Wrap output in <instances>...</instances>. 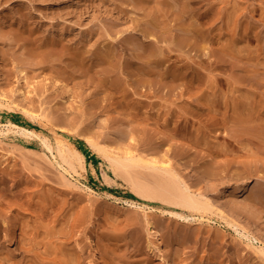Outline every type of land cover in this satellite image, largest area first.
I'll return each mask as SVG.
<instances>
[{
	"label": "rangeland",
	"instance_id": "rangeland-1",
	"mask_svg": "<svg viewBox=\"0 0 264 264\" xmlns=\"http://www.w3.org/2000/svg\"><path fill=\"white\" fill-rule=\"evenodd\" d=\"M167 1L0 0V128L13 121L38 134H0V187L8 189L0 192L7 222L0 230V252L20 251L24 261L31 257L13 242L15 220L39 219L9 203L22 186L23 202H37L50 213L40 221L44 227L63 205L64 213L85 212L72 245L93 249L87 259L94 264H120L127 253L135 264H145L137 248L139 238L148 236L147 213L160 220L158 254L166 258L160 260L155 250L150 264H210L213 257L215 264H264V253L257 252L264 249V203L250 195L264 180V145L244 135L232 115L234 99L246 91L257 106L252 122L264 118V0ZM239 3L241 10L233 17ZM239 41L243 52L236 47ZM110 48L115 56L113 68L107 69L95 60L97 50ZM114 73L122 76L129 94L111 84ZM250 73L260 82H237ZM60 75L64 86L55 84ZM217 94L224 96L222 105L210 108L207 96ZM200 130L205 140L196 138ZM59 138L80 155L76 169L60 156ZM216 138L226 141L228 153L207 144ZM99 148L120 154L130 149L137 157L169 162L194 192L224 205L232 222L217 217V208L200 224H184L168 212L173 208L164 207L163 213L160 202L145 201L134 188L136 182L153 185L149 168L117 170ZM257 173L262 175L257 178ZM241 185L247 191L238 192ZM109 233L120 235V248L113 253L104 246ZM90 237L94 245L88 244ZM49 248L42 244L39 251L46 255Z\"/></svg>",
	"mask_w": 264,
	"mask_h": 264
},
{
	"label": "bare ground",
	"instance_id": "bare-ground-1",
	"mask_svg": "<svg viewBox=\"0 0 264 264\" xmlns=\"http://www.w3.org/2000/svg\"><path fill=\"white\" fill-rule=\"evenodd\" d=\"M162 1L168 3L167 0H162ZM240 10H241V4L239 3V4H237V5L234 6L232 16L233 17H236V15L238 14V11L240 12ZM262 22H264V20H262ZM263 25H262V28H263ZM241 40H242V42H246L247 38L245 36H242L241 37ZM238 45H239V47L237 49H238L239 52H243V51L246 50V47L245 46L243 47L242 45H240V41H239V43L236 44V47ZM160 51H159V53H160ZM151 52H153V53L156 52V49L154 47V44H151ZM161 55H162V51H161ZM76 56L78 57L79 60L85 62V60H86L84 58L85 56H84V54L81 51H77L76 52ZM96 56H97L96 57V60H95L96 63L105 64L107 66L106 67L107 69H112L113 68V60H114L115 54H114L112 48L108 49L107 51L97 50V55ZM158 59H160V58H158ZM93 61H90L91 64H93ZM154 61H152V62H154ZM155 62L156 63L158 62V65H160V63H162V60L161 61L156 60ZM210 65H211V63H210ZM58 70H60V69H58ZM244 74L243 75H240V77L237 79V82L239 84L244 83L246 81H249V82L251 81L252 83H259L260 82V81L259 82L256 81V79H254V78H253L254 80L251 78L255 74L250 73V75L251 74H253V75H251L249 77H248V74H247V76H244ZM256 74H257V72H256ZM258 76H256V78ZM60 77H61V75L58 78L55 79V84L57 86L58 85H63L64 86V80H61L62 78H60ZM121 78H122L121 75H119L118 73H114L113 76H112V79H110V82H111V84L114 87H116L118 89L119 88L122 89V92L124 94H129L130 91L125 86V84L122 82V79ZM259 85H261V84H259ZM69 96H71V95H69ZM0 97H1V95H0ZM239 97L234 99V101H233L234 102V105H233L234 110H232V113L233 114L231 113L233 116H236V118L240 121V127L241 128L238 127V129L240 128L244 135H249L251 137L254 136L253 137V138H255L254 140H257V142H259V143L262 142L263 145H264V118H261L260 117L261 119H258L257 120V121H260L259 124H258V122L256 121V119L259 117L258 116L255 119V121H254L255 123L257 122V124L255 125V123L252 122V121L254 120L253 117H254V114L257 111V106H253L252 105V103L250 101L251 100V97L249 95H247V92L246 91L242 92ZM207 98H208V101L210 102L209 107L210 108L211 107L213 108V106L215 104H217V102L223 101L224 96H221L220 97V95L217 94L214 97H211V95H208ZM2 102L0 101V104L1 105H3ZM220 105H222V103ZM6 107H8L9 109H14L13 106L6 105ZM27 113L28 114L29 113L32 114V116L34 118L37 117L36 114L34 115V112L31 113V111H27ZM257 115H259V114L257 113ZM230 118H227L228 121L230 120ZM5 126L7 127V129H5V128L4 129H1L0 128V134L1 135L8 134L10 131L17 132V133H20L22 135H26L28 137H30L32 135H38L36 131H34V130L29 131L28 128H26L24 126H21V125L15 123L13 121L8 122L7 124H5ZM214 127H217V126H214ZM223 127H224V125H223ZM216 131H217V129H216ZM185 133H187V132H185ZM204 133L205 132H203V134ZM222 133H223V131H222ZM203 134H202V130L198 131L197 134H196V138H198V139H204L205 140L206 135H205V138H204ZM219 134H221V133L219 132ZM242 137L240 139H243ZM244 138H246V136ZM249 139H250V137H249ZM57 141H58V145H59V147H58L59 148V151L58 152H59V154H61L60 156H62V158L65 161V163L67 162L70 165V167L76 169V166H77L76 165V161H78V159L80 158V155H78L77 151H75V149L72 148V147H69L67 149L65 147V145H67V144L65 143V141L63 139L59 138ZM214 141H215V143L209 141V142H207V144L211 145L212 147H218L220 149L222 148L223 150H225L224 148L227 146V143H226L225 140L220 141L219 139H217V140H214ZM48 142H50V141H47L46 140V144L48 145V147L50 149H52L53 148L52 145H50ZM255 143H256V141H255ZM249 144H250V142H249ZM247 147H248V145H247ZM220 149H217L216 152L217 153L218 152H221ZM99 150L100 151H103L109 157L110 161L112 162V166L115 169H117V170L118 169H126L127 171H130L131 172L133 170V168H135L136 166H141L140 171L143 172V170H145L146 168L147 169L149 168L150 171H147V172H150L149 175L152 176L151 181L153 182V185H151L150 182H149V184H145L143 182H136V183H134V188H135V191L137 192V194L140 196V198L145 199V201H149V202H156V201H158V202H160L161 205H162V211H163V213L167 211V209L164 210V207L173 208L175 210H172L171 209V210H168V212L171 213V214H173L174 216H176L177 219L180 218V220H183L184 221V224H187V223L189 224L190 222L191 223L192 222L193 223H196V222L199 223L200 221L204 222L207 214L214 212V208H217V211L220 214V215L218 214L217 217L218 216H221L223 219L226 220V222L229 221L230 214H229V212L227 211V209H226V207L224 205H221V206L220 205H217L216 203H214L213 201H211L205 195H200L199 193L194 192L193 189H192V185L189 184V182L187 181V179L178 170H176L173 167V165L170 164L169 162H166L165 160H159V161H157V160H154L153 158H142L143 156L142 157H137L135 154L132 153V150H130V149H126V151L124 150L125 152L123 151L124 152L123 154L122 153L121 154L120 153H116V152H107L103 148H99ZM257 152H255V153H257ZM226 153H228V152H226V150H225V154ZM183 155H185V154H183ZM248 156H250V155H248ZM258 158H260V157H258ZM261 158H262V156H261ZM247 164H246V166H247ZM240 166H242V165H240ZM72 168H70V169L69 168H65V169H66V171H70ZM83 168H84V166H83ZM249 168H247V170ZM257 168H259L258 171L261 170L260 167H257ZM227 169H228V167H227ZM214 170H213V172H214ZM250 170H251V168H250ZM250 170H248V171H250ZM75 171H77V170H75ZM130 172H128V173H130ZM144 172H146V171H144ZM225 172H226V170H225ZM255 173L256 172H254V174ZM258 174L260 175L261 173H257V178H258ZM241 176H243V175H241ZM263 176H264V174H263ZM250 177H252V176L250 175ZM145 178H147V177H145ZM142 180H146V179H142ZM260 184L261 185H259V187L256 185L257 188L253 189V191L251 192L250 195L255 200H257V202L260 201V203L263 205V203H264V180ZM21 187L22 186H20L18 188L17 192L14 193V195H10L8 197L9 198V203H11L12 206L14 204V205L18 206L19 208H22L21 211H23V209H25L26 211L30 212L32 214V218H34V216H35L37 218L39 217V219L38 220L37 219H35V220L32 219V220H34L32 222V220L27 219L28 217L27 218H25V217L22 218V217L19 216L20 217V218L18 217L19 220L17 222L15 220L14 226H13V233L15 234V236L13 238V242L15 244L18 242L20 244V249L24 253V255L25 254L26 255L29 254L31 257L27 261H24V260H22V258L19 255L20 251H19V253H16V252H13L12 250L10 251V249H8V252H6V253H4L3 251L0 252V264H45L44 262H47V264H94L93 261H91V259H87V257L90 256L92 254V252H93L92 246H91V249L92 250H90V247H88L86 245H82L80 243H75L74 245H72L73 241L75 240L76 229L79 227V225L81 224V222H83L84 219H85V212L84 211L81 212V211H77L76 209H73L72 212H66V213H64V209H66V208L62 204L63 207L59 211V213L57 214V216H55V217L54 216H51V218H52L51 219V223L49 225H47V226L44 227L43 226L44 224L42 225L40 221L43 220V219H45L50 213L48 214V210H46L44 207L38 206L37 205L38 204L37 202H33V203H25V202H23L22 201V197L24 196V192H23V188H22V190H20ZM246 189H247V186L241 185V186L238 187V190L237 191L238 192H243ZM7 190L8 189L5 186L4 187H0V192H7ZM53 200L56 203H59L60 204V201L58 199H53ZM110 202L112 203V205L114 204V206H116V207H118V206L120 207L121 206V205H118V202L117 201H110ZM234 203H236V202H234ZM133 204H134V202H131V205L132 206H133ZM112 205H111V207H112ZM114 206H113V209H114ZM234 207L236 208V205ZM237 207L239 208L240 206H237ZM124 208H125V206H124ZM178 209L183 210V212H179ZM114 210H118V208H115ZM134 210H136V209H134ZM138 211H140V210L138 209L136 212H138ZM217 211H216V213H217ZM2 213L3 212H1V210H0V230H1V228H3V226H2L3 224L2 223H4V226L7 223L6 221H4V214H2ZM124 214H126V213H124ZM138 214H139V212H138ZM26 215L27 214H25L24 216H26ZM134 216L135 215L133 214V217ZM139 217L138 218L137 217L136 218L134 217V219H135L134 221L136 223H138V224H139V222H141L139 220ZM220 218H218V219H220ZM158 222H160V220H158V218H156V219L153 218L152 219V216L149 217L148 213L145 214V221H144V224L143 223L142 224L144 225V227H145L144 228V231H147L148 236L145 239V241L142 239V237L139 238L138 248H137L139 250V252L142 253L145 256V264H150L151 262H153L152 257L154 255H152V254L154 252H156L158 250V248L160 247V239L159 238H161V237H159V234H158L159 231L156 230L157 229ZM138 224H134V225H138ZM201 224H203V223H201ZM139 225H141V224H139ZM201 226H203V225H201ZM198 229H199V227H198ZM186 230H187V228H186ZM200 231H202V230H200ZM184 232L185 231H183V233ZM185 234L187 235L186 232H185ZM210 234H211V232H210ZM198 235H200V234H198ZM198 235H196V236H198ZM103 237H104V235H103ZM114 237H116V238H114ZM210 237H212V236H210ZM213 237H214V235H213ZM118 238H120V235L119 234H115V233H113V234L112 233L105 234V239H106L105 241L107 243L104 246H107L106 247V252H110V253L112 252L113 253L114 250H116V249L119 250V248H120V241H119ZM93 240H94V238L90 237V241H89L88 244H91L92 245L93 244V242H92ZM214 242H215V240H214ZM19 244H17V245H19ZM42 244L44 246H47L48 248H49V245H50L53 248V250H51V252H49V253L47 252L48 254H46V255H44L45 254L44 252H43L44 254L43 253H40L39 250H40ZM252 247L255 248L256 245H252ZM49 250H50V248H49ZM257 252L262 254V253H264V249L263 248L258 249ZM158 253H160L159 250H158V252L155 255L160 260H162V261L165 260L166 261V258L164 257V255L162 253L159 255ZM198 253H199V251H198ZM109 255H111V254H109ZM106 256L108 257V255H106ZM213 258H211L212 259L211 261L208 259L209 262H210V264H215L214 263V260L215 259L213 260ZM120 260H121V263L120 264H122V262L125 263V264H135V258L134 259H131L130 256L128 255V253L125 254L123 257L121 256ZM109 261H110V259H109ZM191 261H193V260H191ZM111 263L112 262H110V264Z\"/></svg>",
	"mask_w": 264,
	"mask_h": 264
}]
</instances>
